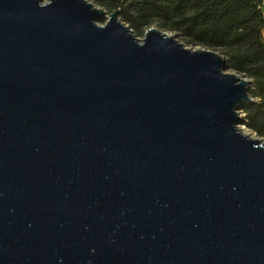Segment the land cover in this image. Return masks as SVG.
<instances>
[{
	"label": "water",
	"instance_id": "water-1",
	"mask_svg": "<svg viewBox=\"0 0 264 264\" xmlns=\"http://www.w3.org/2000/svg\"><path fill=\"white\" fill-rule=\"evenodd\" d=\"M250 85L119 9L0 0V264H264Z\"/></svg>",
	"mask_w": 264,
	"mask_h": 264
},
{
	"label": "trees",
	"instance_id": "trees-1",
	"mask_svg": "<svg viewBox=\"0 0 264 264\" xmlns=\"http://www.w3.org/2000/svg\"><path fill=\"white\" fill-rule=\"evenodd\" d=\"M134 33L156 27L182 43L222 55L226 70L251 80L252 102L239 105L242 124L264 137V11L260 0H88ZM104 22L103 19H100Z\"/></svg>",
	"mask_w": 264,
	"mask_h": 264
},
{
	"label": "rangeland",
	"instance_id": "rangeland-1",
	"mask_svg": "<svg viewBox=\"0 0 264 264\" xmlns=\"http://www.w3.org/2000/svg\"><path fill=\"white\" fill-rule=\"evenodd\" d=\"M47 0H41V2H46ZM103 20H105L104 18H102ZM97 24H99V25H102L103 24V21H101V20H98V22H97ZM138 38H142V36H137ZM182 42V41H181ZM186 47H188V48H196V46H192V45H187V44H184ZM198 47V46H197ZM240 113V116H242V119H243V113L241 112V111H239ZM239 127H245L242 123L239 125ZM247 129V128H246ZM249 131V133L253 136L252 138H258V136H256L255 135V133H253L250 129L248 130Z\"/></svg>",
	"mask_w": 264,
	"mask_h": 264
},
{
	"label": "bare ground",
	"instance_id": "bare-ground-1",
	"mask_svg": "<svg viewBox=\"0 0 264 264\" xmlns=\"http://www.w3.org/2000/svg\"><path fill=\"white\" fill-rule=\"evenodd\" d=\"M239 130H240L243 134H246V135H249L250 137H253L245 127H239Z\"/></svg>",
	"mask_w": 264,
	"mask_h": 264
},
{
	"label": "crops",
	"instance_id": "crops-1",
	"mask_svg": "<svg viewBox=\"0 0 264 264\" xmlns=\"http://www.w3.org/2000/svg\"><path fill=\"white\" fill-rule=\"evenodd\" d=\"M261 1L262 11H264V0ZM262 41H264V29L261 30Z\"/></svg>",
	"mask_w": 264,
	"mask_h": 264
}]
</instances>
